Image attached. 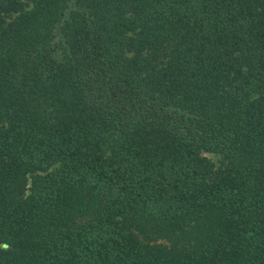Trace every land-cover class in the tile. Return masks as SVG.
<instances>
[{
  "label": "trees",
  "instance_id": "16d2710c",
  "mask_svg": "<svg viewBox=\"0 0 264 264\" xmlns=\"http://www.w3.org/2000/svg\"><path fill=\"white\" fill-rule=\"evenodd\" d=\"M0 264H264V0H0Z\"/></svg>",
  "mask_w": 264,
  "mask_h": 264
},
{
  "label": "rangeland",
  "instance_id": "374dc122",
  "mask_svg": "<svg viewBox=\"0 0 264 264\" xmlns=\"http://www.w3.org/2000/svg\"><path fill=\"white\" fill-rule=\"evenodd\" d=\"M213 157V156H212ZM215 160H218V158H216V157H213Z\"/></svg>",
  "mask_w": 264,
  "mask_h": 264
}]
</instances>
